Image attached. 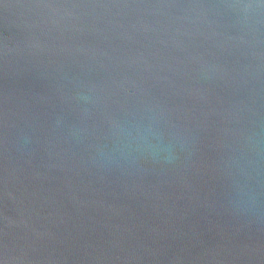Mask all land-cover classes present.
Segmentation results:
<instances>
[{"label":"water","instance_id":"water-1","mask_svg":"<svg viewBox=\"0 0 264 264\" xmlns=\"http://www.w3.org/2000/svg\"><path fill=\"white\" fill-rule=\"evenodd\" d=\"M0 264H264V3L0 0Z\"/></svg>","mask_w":264,"mask_h":264},{"label":"clouds","instance_id":"clouds-1","mask_svg":"<svg viewBox=\"0 0 264 264\" xmlns=\"http://www.w3.org/2000/svg\"><path fill=\"white\" fill-rule=\"evenodd\" d=\"M261 3H264V0H261ZM248 7L251 8L252 6H248ZM154 150H157V151H158V150H160V149L157 147V148H155ZM168 159L170 160L171 157L169 156Z\"/></svg>","mask_w":264,"mask_h":264}]
</instances>
